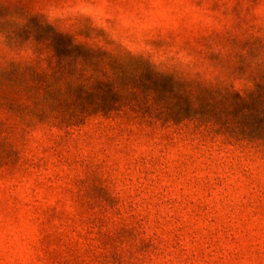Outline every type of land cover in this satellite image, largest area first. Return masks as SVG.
<instances>
[{
	"label": "clouds",
	"instance_id": "9594fccd",
	"mask_svg": "<svg viewBox=\"0 0 264 264\" xmlns=\"http://www.w3.org/2000/svg\"><path fill=\"white\" fill-rule=\"evenodd\" d=\"M6 2L0 0V4ZM21 2L27 5L28 15H39L42 23L70 34L76 44L103 51L122 63L146 62L157 74H173L190 85L191 91L200 86L243 96L254 88L253 77L264 74V0ZM85 8L93 12H84ZM26 19L14 9L0 16V87L12 70L27 77L29 70L35 69L51 77L55 67L50 48L32 38L17 37ZM244 42L249 46H242ZM130 44L147 47L133 51ZM242 58L244 71L239 70ZM112 75L106 60L98 68L77 61L74 75L51 83L64 90L67 84L88 86L97 78ZM33 85L34 81L27 79L25 85L10 88L24 107L23 114L10 110L0 98V139L6 138L19 153L14 168L0 167V218L7 220L16 213L27 185H55L57 190L71 185L76 193L75 208L82 215H92L98 231L87 245L53 247L42 232L26 226L22 249L10 246L6 234L0 239V264H113L111 248L102 243L99 233L115 236L122 227L133 228L134 236L114 241L121 264H146L143 251L138 250L147 226L145 209L132 199L135 186L124 169L139 154L138 148L174 141L178 132L209 134L208 126H197L195 119L180 124L165 122L154 115H141L125 104L108 117L93 115L82 124L67 127L54 112L44 120L32 115L48 107L44 90ZM97 117L100 119H94ZM93 176L118 200L114 207L82 206V190L77 195L80 182L86 178L90 182ZM160 250L164 252L163 243Z\"/></svg>",
	"mask_w": 264,
	"mask_h": 264
},
{
	"label": "rangeland",
	"instance_id": "374dc122",
	"mask_svg": "<svg viewBox=\"0 0 264 264\" xmlns=\"http://www.w3.org/2000/svg\"><path fill=\"white\" fill-rule=\"evenodd\" d=\"M0 5L27 13L21 0ZM129 47L139 51L147 45ZM3 81L0 98L14 111L19 105L10 91L12 85L18 86L15 70L5 74ZM207 131L178 132L174 141L138 148L139 154L124 169L135 186L132 199L145 209L147 226L138 250L143 251L146 264H172L173 260L176 264H264V145ZM18 163V151L6 138L0 139V167L14 168ZM80 184L77 195L82 190V206L118 203L98 177ZM25 193L15 214L0 218V239L6 234L10 246L25 247L26 226L42 232L53 247L84 246L95 239V221L75 208L73 186L57 190L55 185H27ZM99 235L111 248L113 264H121L114 241L133 237L134 229L122 227L115 236Z\"/></svg>",
	"mask_w": 264,
	"mask_h": 264
},
{
	"label": "trees",
	"instance_id": "16d2710c",
	"mask_svg": "<svg viewBox=\"0 0 264 264\" xmlns=\"http://www.w3.org/2000/svg\"><path fill=\"white\" fill-rule=\"evenodd\" d=\"M10 11L0 5V16ZM15 11L27 17L17 30V37L43 43L52 50L56 61L51 77L35 69L29 70L27 77L15 71L18 86L31 79L36 90L45 92L48 107L33 111L37 118L44 120L54 112L68 127L84 123L89 116L109 115L128 104L141 115H154L176 124L195 119L197 126L206 125L209 131L232 141L264 145V74L253 77L254 88L243 96L239 92L200 86L191 91L190 85L178 81L173 74H157L143 61L122 63L103 51L76 44L68 33L42 23L39 15ZM105 60L113 73L110 78H97L88 86L67 84L64 90L54 88L51 83L74 75L77 61L98 68ZM245 67L242 58L239 70L244 71ZM24 111L22 105L14 109L20 114Z\"/></svg>",
	"mask_w": 264,
	"mask_h": 264
}]
</instances>
